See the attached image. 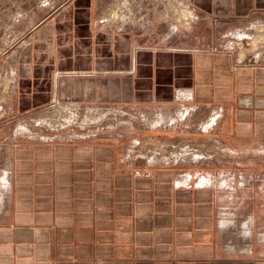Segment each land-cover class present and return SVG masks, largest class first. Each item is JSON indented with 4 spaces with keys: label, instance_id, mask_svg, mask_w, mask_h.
I'll list each match as a JSON object with an SVG mask.
<instances>
[{
    "label": "crops",
    "instance_id": "0c3cea01",
    "mask_svg": "<svg viewBox=\"0 0 264 264\" xmlns=\"http://www.w3.org/2000/svg\"><path fill=\"white\" fill-rule=\"evenodd\" d=\"M102 1L62 2L15 60L0 115V264H264V207L246 215L228 176L212 174L240 171L245 185L242 164L221 161L264 148V64L178 28L117 27ZM177 1L217 23L264 13V0ZM55 104L159 116L191 151L139 157L121 135L13 127Z\"/></svg>",
    "mask_w": 264,
    "mask_h": 264
},
{
    "label": "rangeland",
    "instance_id": "374dc122",
    "mask_svg": "<svg viewBox=\"0 0 264 264\" xmlns=\"http://www.w3.org/2000/svg\"><path fill=\"white\" fill-rule=\"evenodd\" d=\"M64 1L0 0V115L7 113L3 107L11 95L10 74L13 73L15 60L23 54L26 47L29 29ZM102 2L106 22H112L117 27H121V24L127 21L129 23L134 21L141 26H156L158 30L164 29L167 33L172 28H178L180 35L191 36L197 47L231 52L235 59L244 64H264V13L239 21L217 23L204 14L192 13L188 16L186 6L177 0ZM58 105L65 107L61 109V115L58 118L46 117ZM153 117L155 121L148 120ZM158 121L162 122L159 116H146L133 108L116 105L80 108L76 105L55 104L19 117L13 127L18 128L20 125L19 130L29 129L40 134L77 132L80 135H121L127 138L125 141L129 146H134L139 157L147 155L158 159L169 156L171 159L174 157L181 159V154H188L191 150L186 148L187 139L179 137L182 133L170 129L162 132L161 127L165 126H159ZM157 134L159 136H156ZM250 148L252 147L238 150L237 156L231 155L221 161L242 164L241 170L248 179V184L241 185L238 182L241 178L235 175L238 176L240 171L224 169L212 173L216 179H220V175L228 176L227 180L230 183L228 185L230 187L232 184L233 187L228 191L229 195L236 198L237 206H244V211L249 216L252 208L257 212L256 206H259L260 210L264 207V188L259 189L257 186L258 182L264 180V148ZM256 196L260 199L257 200ZM260 223L264 226V219H261Z\"/></svg>",
    "mask_w": 264,
    "mask_h": 264
},
{
    "label": "bare ground",
    "instance_id": "6f19581e",
    "mask_svg": "<svg viewBox=\"0 0 264 264\" xmlns=\"http://www.w3.org/2000/svg\"><path fill=\"white\" fill-rule=\"evenodd\" d=\"M61 109H65V107L63 105H58L57 108L50 115H47L46 117L58 118V116L61 115V113H60L61 112ZM148 120L155 121L156 119L153 117V118H149ZM197 155L198 154H196L195 156H197ZM193 158H195V157H193Z\"/></svg>",
    "mask_w": 264,
    "mask_h": 264
}]
</instances>
